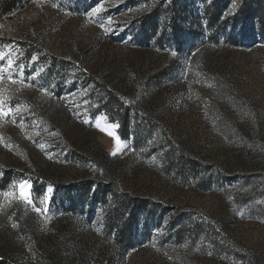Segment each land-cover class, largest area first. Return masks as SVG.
I'll return each mask as SVG.
<instances>
[{
    "label": "rangeland",
    "instance_id": "1",
    "mask_svg": "<svg viewBox=\"0 0 264 264\" xmlns=\"http://www.w3.org/2000/svg\"><path fill=\"white\" fill-rule=\"evenodd\" d=\"M169 5L23 0L1 19L4 264H264V0H177L178 40ZM102 185L143 203L130 245L106 235Z\"/></svg>",
    "mask_w": 264,
    "mask_h": 264
},
{
    "label": "trees",
    "instance_id": "2",
    "mask_svg": "<svg viewBox=\"0 0 264 264\" xmlns=\"http://www.w3.org/2000/svg\"><path fill=\"white\" fill-rule=\"evenodd\" d=\"M177 0H170V9H167L166 15L168 18H166V21H173L169 27L171 32V38L174 39V37L178 38V33L180 31V26L177 24L175 17L173 18L171 10L176 8ZM23 6V0H0V21L1 19H6L10 15H12L15 11H17L19 8ZM217 10L213 14H209V24L212 25L214 20L218 16V12L221 9V6H217ZM151 17V18H150ZM157 21V14L154 13L150 15L149 17H143L139 21V27H140V33L145 37L148 38V35L152 31L153 27H155V23ZM170 23V22H169ZM166 28V27H165ZM261 33L264 36V20L261 22ZM5 36L3 35L2 26L0 25V44L6 43L7 40H5ZM176 40V41H177ZM28 51V50H26ZM31 51H29L27 54H30ZM105 96L104 99L107 100V98L112 99V92L104 90L103 91ZM118 107H121L118 105ZM120 117H121V128H120V135L125 138L127 136V125H128V110L126 109H120ZM111 183L115 182L111 180ZM100 193H101V199L104 201H107V197H111L112 199V205L106 206L107 208L104 210V224L106 227V235L108 237H112L114 235V239L116 243H122L125 242L127 245L132 242L133 237L135 234H137L136 230V221H137V214L136 209L140 207L143 203L140 202L137 199L132 198H126L125 196H122L118 193L115 186H111L108 188V186H100ZM8 257V248H2L0 249V264H4L5 261H7Z\"/></svg>",
    "mask_w": 264,
    "mask_h": 264
},
{
    "label": "snow or ice",
    "instance_id": "3",
    "mask_svg": "<svg viewBox=\"0 0 264 264\" xmlns=\"http://www.w3.org/2000/svg\"><path fill=\"white\" fill-rule=\"evenodd\" d=\"M103 10V7L102 5L101 6H98L96 7L93 12L94 13H100L101 11ZM175 55V53H173ZM3 57H0V59H2ZM35 59V57H34ZM13 67V61L11 59L8 60L7 62V69H0V80H3V75L2 73L7 71L8 69H11ZM8 79L12 82V83H15L16 81L12 79L11 75L8 76ZM3 104H4V100L3 99H0V116H8L9 114L12 113V109L9 108L7 111L4 110L3 108ZM104 131H107L108 135L112 136L115 140V145H116V151H114L112 154L113 155H116L118 152L121 151L122 149V144H121V141L119 139L118 136L115 135L114 132L108 130V129H102ZM19 188H20V194L23 198L27 199V197L29 196V192L25 191V189H30V185H28L26 182H21L20 185H19ZM39 211V209H37Z\"/></svg>",
    "mask_w": 264,
    "mask_h": 264
}]
</instances>
